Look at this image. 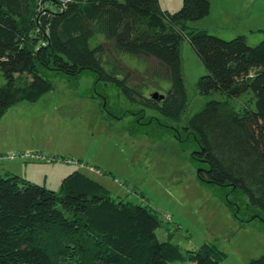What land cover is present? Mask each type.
Masks as SVG:
<instances>
[{
    "label": "trees",
    "instance_id": "1",
    "mask_svg": "<svg viewBox=\"0 0 264 264\" xmlns=\"http://www.w3.org/2000/svg\"><path fill=\"white\" fill-rule=\"evenodd\" d=\"M210 11V0H183L173 14L159 0H0V118L53 90L42 70L70 77L91 70L131 102L179 120L188 107L180 54L187 36L206 69L199 93L228 97L207 102L186 125L198 141L194 158L208 165L199 177L241 190L264 210V39L251 47L243 36L224 40L188 28ZM96 36L143 61L150 83L169 81L163 98L144 96L150 83L130 84L129 73L106 63L104 46H92ZM247 94L241 108L233 106ZM161 226L149 206L112 198L81 171L63 178L59 193L15 174L0 177V264H223L215 246L182 252L160 241ZM250 264H264V255Z\"/></svg>",
    "mask_w": 264,
    "mask_h": 264
},
{
    "label": "rangeland",
    "instance_id": "2",
    "mask_svg": "<svg viewBox=\"0 0 264 264\" xmlns=\"http://www.w3.org/2000/svg\"><path fill=\"white\" fill-rule=\"evenodd\" d=\"M159 1L172 14L183 4V0ZM223 1H214L213 16L222 24L224 16L216 6ZM255 2L264 5V0ZM187 25L199 30L203 23ZM263 31L247 44L257 46L264 39ZM215 36L236 38L225 31ZM99 44L105 49L104 61L129 73L130 84L150 83L143 61L115 53L111 44L96 36L92 46ZM180 54L188 107L179 120L131 102L119 87L98 80L91 70L76 77L42 70L53 90L38 102L12 106L0 118V177L15 174L59 193L67 176L60 177V172L70 165L101 184L112 198L153 209L162 222L157 230L160 241L171 240L182 252L215 246L225 255L223 264H250L264 255V210L250 206L241 190L200 179V171L208 165L194 158L198 141L185 129L207 102L228 97L220 92L199 93L197 83L206 69L187 36ZM4 84L0 71V87ZM170 88L169 81L159 80L141 89L147 97L154 92L165 95ZM250 97L232 100L233 106L241 108ZM89 168H96L97 174Z\"/></svg>",
    "mask_w": 264,
    "mask_h": 264
},
{
    "label": "crops",
    "instance_id": "3",
    "mask_svg": "<svg viewBox=\"0 0 264 264\" xmlns=\"http://www.w3.org/2000/svg\"><path fill=\"white\" fill-rule=\"evenodd\" d=\"M214 1L215 0H210V14L208 17L200 20L201 24L203 23V26H201L199 30L203 29L209 33H214L215 35L219 36L222 31H225L228 35H231V37L243 36L245 37L246 41H249L250 38L264 29V5L255 4L256 0H225L221 2L219 6H216V8L217 11H222L224 16V24L219 23L218 18L213 21L215 10ZM235 18L237 19L235 20ZM259 39L260 38L258 37V40ZM255 40L256 39H252L253 42H255ZM62 168L64 169L61 170L60 177L68 175L75 170L70 165L63 166ZM88 171L91 174H97L95 171ZM26 180L33 182V180H30L29 178H26Z\"/></svg>",
    "mask_w": 264,
    "mask_h": 264
},
{
    "label": "water",
    "instance_id": "4",
    "mask_svg": "<svg viewBox=\"0 0 264 264\" xmlns=\"http://www.w3.org/2000/svg\"><path fill=\"white\" fill-rule=\"evenodd\" d=\"M152 99H154V100H156V99H158L159 97L160 98H163V95H160L159 93H154V94H152Z\"/></svg>",
    "mask_w": 264,
    "mask_h": 264
},
{
    "label": "built area",
    "instance_id": "5",
    "mask_svg": "<svg viewBox=\"0 0 264 264\" xmlns=\"http://www.w3.org/2000/svg\"><path fill=\"white\" fill-rule=\"evenodd\" d=\"M9 158H14L13 157V155H11ZM73 161H68V163L70 164V163H72ZM91 171H95V169L94 168H89Z\"/></svg>",
    "mask_w": 264,
    "mask_h": 264
}]
</instances>
